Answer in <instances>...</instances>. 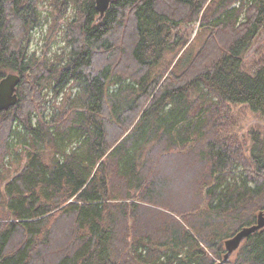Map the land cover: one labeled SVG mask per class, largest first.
<instances>
[{"label": "trees", "instance_id": "trees-1", "mask_svg": "<svg viewBox=\"0 0 264 264\" xmlns=\"http://www.w3.org/2000/svg\"><path fill=\"white\" fill-rule=\"evenodd\" d=\"M38 1L0 2V79L4 69L20 77L16 104L0 114L12 113L4 132L7 138L19 137L20 132L10 126L18 119L34 142L10 177L0 175V264H158L136 254L140 244L154 246L127 235L109 201L118 199L115 180L125 184V199L135 198L146 188L149 169L155 168L153 163L164 152L174 161L190 160L202 152L211 178L204 190L205 211L213 217L237 213L248 196L264 193V180L259 177L231 182L232 151L221 145V138H201L199 115L205 109H196L191 100L206 89L220 102L244 103L264 114V66L252 74L241 67L245 53L264 29V0H248L235 9L228 8L225 0H113L100 21L95 0H75L79 17L64 31L69 51L55 63L42 62L33 68L24 43L38 23ZM239 9L245 13L237 22ZM209 10L211 17L204 21ZM195 21L209 26L207 44L176 72L188 47L174 63L166 56L173 46H184L176 37L178 27ZM220 33L233 34L223 41L218 55L198 69L207 46L215 44ZM43 81L76 83L78 93L50 120L51 124L59 121L63 112L69 115L65 125L44 128L38 122L33 127L28 121L29 98L37 92L28 86ZM201 140L204 146L196 149ZM10 150L9 141L1 145L4 155ZM252 153L254 174L264 177V141H257ZM117 208L121 212L125 206ZM253 223L254 219L239 224L234 233L173 229L172 236L156 247L158 257L170 264H214L203 247L222 261L224 241ZM185 246L188 253L181 257ZM170 249L177 256L170 255ZM232 264H264V228L242 243Z\"/></svg>", "mask_w": 264, "mask_h": 264}, {"label": "rangeland", "instance_id": "rangeland-1", "mask_svg": "<svg viewBox=\"0 0 264 264\" xmlns=\"http://www.w3.org/2000/svg\"><path fill=\"white\" fill-rule=\"evenodd\" d=\"M74 1L67 0L64 4H60L58 0L38 1V23L30 30L28 29L29 36L24 43L27 56L32 57L33 68L40 66L42 62L48 64L55 63L69 51L64 31L69 30V28L71 29V24L79 17ZM224 2H227L228 8L235 9L234 7H238L240 3L246 5L248 0H225ZM214 5L215 3L213 4V8ZM244 11L243 9H239L237 22L244 16ZM211 13L212 10H209L204 15V21L211 17ZM228 21L232 24L230 18ZM207 29H209V26L206 23L203 26L199 25V21L182 24L178 27L176 37L180 36L178 42L183 43L184 46L181 49L173 46L172 50L167 54L166 59L172 60V63H174L183 50L187 47L188 49H186L187 51L180 62V66L176 68V72L183 70L188 62L198 53L202 45L207 44L205 41L208 38ZM227 31L230 30L227 29ZM221 33L219 38L216 36L217 42L215 44L207 46V52L200 59L198 69L208 65L207 63L210 61V58L213 59L218 55V49L223 45V41L227 42L228 35L233 34L226 33L223 35ZM226 35L227 37L224 39ZM21 45H23V41ZM260 66H264V29L260 31L250 49L245 53L241 67L243 71L252 74ZM4 70L5 73H15L12 70ZM169 70L170 67L167 71ZM55 83V81H43L39 85L37 82L29 84L28 87H31V89L37 88V92L32 93L29 98L32 106L28 115V121L31 120L33 127H36L38 122H40L44 128H47V125L54 128L59 123L65 125L69 121V115L60 112L59 121H56L54 124L50 123L54 113L58 109L62 111L63 103L68 98H73L79 89L76 83L72 81L67 85H56ZM191 100L194 101L196 109H205L204 113L199 115V117L202 116V123L200 124H202L204 133L201 138L205 137L208 139L211 138V135L221 138L224 143L222 144L221 142V145L227 146L232 151L229 161L231 165L228 166V169L231 168L234 175V180L231 182L240 183V179H245L246 177H259L264 180L263 176L254 174L256 171L254 170L252 159V150L255 143L259 140L264 141V114L251 110L244 103L232 104L220 102L213 92L206 89L198 91L196 95H192ZM74 108L79 109V106L76 104ZM11 114L7 117L0 115V175L5 176V178L11 176L14 167L18 163H21L22 155L31 148L30 145H34V142L29 139L22 126H20L22 121L18 119L12 121L10 126H12V130L19 131L20 136L11 135L7 138L4 129L7 128L6 124L9 120L7 122L5 120ZM21 114L20 118L25 121V115ZM112 135L115 136L114 132L109 136L112 137ZM198 140L200 139L198 138ZM210 140L213 141L212 139ZM6 141L7 143L8 141L11 143V150L4 155V151H1V145ZM204 141L201 140L195 148L198 149L202 145L204 146ZM164 153L167 154L162 155L159 162L153 163L156 164L155 168L151 167L154 171L151 168L149 169L151 176L149 177L147 186L141 192L139 190L135 198L125 199V184L121 180L119 182L115 180L113 190L118 195V199L115 198L109 201L114 206V218L117 216V219L124 223L126 234L129 236L135 235V237L139 238L140 242L142 241L146 245L151 244L154 246L144 248L140 244L139 250L136 253H140L147 260L151 259L150 262L158 260V264H170L165 257H158L156 247L161 241L170 238V235L172 236L173 229L183 231L187 228L192 229L193 227L195 229V227H200L201 231L206 230L210 232L213 230L215 233H218L220 229H224L225 233H234L239 224H245L253 219L255 222L257 213L264 209L263 193L259 197L248 196L239 207L241 210L237 213L226 214L225 217H223L224 215L216 217L209 215L205 211L208 198H206L204 190L207 187L205 185L211 181V178L207 177L208 164L202 160L200 156L202 152L193 154L194 157L190 160L176 161L173 160L170 153ZM248 185L252 186L250 182ZM158 186L161 189H158ZM119 204H124L125 206L121 212L117 211ZM199 210L204 212L192 218L187 216L192 213H199ZM7 218H10V216ZM119 229L120 231L123 230ZM170 231H172L171 234ZM163 232H165L164 235H162ZM209 240L211 241V239ZM203 248L213 258L214 264H220L221 258L217 259L209 249ZM164 251L169 255L167 248H164ZM187 253L188 248L186 246L180 250L181 257H184ZM237 254L238 251L232 254L231 260L226 264L234 263ZM170 255L173 257L177 256L173 254L171 249Z\"/></svg>", "mask_w": 264, "mask_h": 264}, {"label": "water", "instance_id": "water-1", "mask_svg": "<svg viewBox=\"0 0 264 264\" xmlns=\"http://www.w3.org/2000/svg\"><path fill=\"white\" fill-rule=\"evenodd\" d=\"M2 0H0L1 2ZM113 0H95V9L98 13L96 18L100 21L105 11L109 8ZM20 77L16 73H6L0 79V113L8 110L17 102V85ZM264 228V209L260 210L256 215L255 223L244 226L238 230L233 236L224 241L225 253L220 264L229 262L232 254L238 251L242 243L253 233Z\"/></svg>", "mask_w": 264, "mask_h": 264}]
</instances>
